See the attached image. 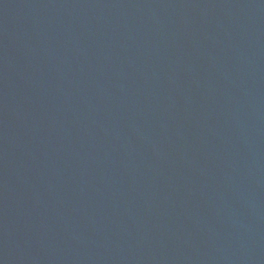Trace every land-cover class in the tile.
Masks as SVG:
<instances>
[{
	"label": "water",
	"instance_id": "obj_1",
	"mask_svg": "<svg viewBox=\"0 0 264 264\" xmlns=\"http://www.w3.org/2000/svg\"><path fill=\"white\" fill-rule=\"evenodd\" d=\"M0 264H264V0H0Z\"/></svg>",
	"mask_w": 264,
	"mask_h": 264
}]
</instances>
